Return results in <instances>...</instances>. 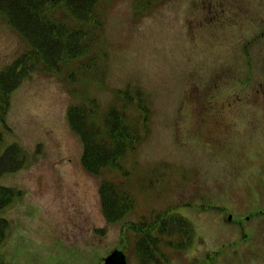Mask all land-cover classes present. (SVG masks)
<instances>
[{
  "label": "rangeland",
  "instance_id": "obj_1",
  "mask_svg": "<svg viewBox=\"0 0 264 264\" xmlns=\"http://www.w3.org/2000/svg\"><path fill=\"white\" fill-rule=\"evenodd\" d=\"M96 10L103 32L82 66L40 63L9 98L0 156L18 144L28 159L0 176L20 191L2 212L5 264H264V0H103ZM29 50L0 17V72ZM121 92L138 117L141 95L150 118L128 157L134 206L109 224L67 110L87 99L104 114ZM171 210L193 242L185 227L151 238L130 228Z\"/></svg>",
  "mask_w": 264,
  "mask_h": 264
},
{
  "label": "trees",
  "instance_id": "obj_2",
  "mask_svg": "<svg viewBox=\"0 0 264 264\" xmlns=\"http://www.w3.org/2000/svg\"><path fill=\"white\" fill-rule=\"evenodd\" d=\"M101 1L0 0V17L7 19L30 47L28 52L0 72V144L3 142V130L10 108L9 98L40 63L49 72L58 73L62 63L75 62L82 66L85 57L90 52V55L93 54L103 32L96 14ZM62 18L75 22L69 26L60 21ZM129 93L117 94V101L122 102H114L104 114L100 113L95 100L87 99V104H73L67 110L69 126L83 144V167L88 174L101 181L102 210L109 224L122 220L134 206L132 196L125 187L131 170L128 157L142 142L150 118L149 108L141 95H136L139 117L128 112L131 106L127 103ZM27 159L21 146H8L0 156V176L21 171ZM17 196H20V191L0 186V215L13 204ZM171 219L172 225L183 224L192 229L190 223L182 218L174 216ZM9 227V221L0 217V248L7 239ZM130 228L136 229L139 236L145 228H149V234L151 231L148 223L144 226L142 223L131 225ZM136 247L138 251L148 250L140 243ZM4 259L0 254V264H5Z\"/></svg>",
  "mask_w": 264,
  "mask_h": 264
},
{
  "label": "water",
  "instance_id": "obj_3",
  "mask_svg": "<svg viewBox=\"0 0 264 264\" xmlns=\"http://www.w3.org/2000/svg\"><path fill=\"white\" fill-rule=\"evenodd\" d=\"M124 257V256H123ZM114 258H111L109 259L108 263L107 264H117L115 261H113ZM122 261V260H121ZM119 264H126L125 261H124V258H123V261L120 262Z\"/></svg>",
  "mask_w": 264,
  "mask_h": 264
},
{
  "label": "flooded vegetation",
  "instance_id": "obj_4",
  "mask_svg": "<svg viewBox=\"0 0 264 264\" xmlns=\"http://www.w3.org/2000/svg\"><path fill=\"white\" fill-rule=\"evenodd\" d=\"M166 229H169V227H168V228H166Z\"/></svg>",
  "mask_w": 264,
  "mask_h": 264
}]
</instances>
